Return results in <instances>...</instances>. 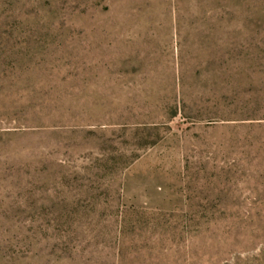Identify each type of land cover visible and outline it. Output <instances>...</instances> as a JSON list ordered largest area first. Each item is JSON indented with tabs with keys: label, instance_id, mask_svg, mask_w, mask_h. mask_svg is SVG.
Returning a JSON list of instances; mask_svg holds the SVG:
<instances>
[{
	"label": "rangeland",
	"instance_id": "obj_1",
	"mask_svg": "<svg viewBox=\"0 0 264 264\" xmlns=\"http://www.w3.org/2000/svg\"><path fill=\"white\" fill-rule=\"evenodd\" d=\"M0 264H264V0H0Z\"/></svg>",
	"mask_w": 264,
	"mask_h": 264
}]
</instances>
